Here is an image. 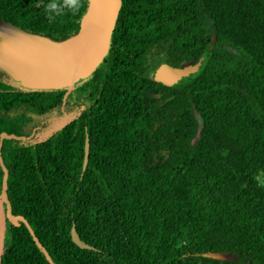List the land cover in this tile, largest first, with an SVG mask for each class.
<instances>
[{
    "label": "trees",
    "instance_id": "1",
    "mask_svg": "<svg viewBox=\"0 0 264 264\" xmlns=\"http://www.w3.org/2000/svg\"><path fill=\"white\" fill-rule=\"evenodd\" d=\"M88 8L0 0V23L64 42ZM67 93L0 67V142L21 137L1 148L13 213L56 264H264V0H121L106 55ZM5 264L51 263L21 222Z\"/></svg>",
    "mask_w": 264,
    "mask_h": 264
},
{
    "label": "water",
    "instance_id": "2",
    "mask_svg": "<svg viewBox=\"0 0 264 264\" xmlns=\"http://www.w3.org/2000/svg\"><path fill=\"white\" fill-rule=\"evenodd\" d=\"M121 0H89V8L82 20L79 34L64 42H54L34 36L24 35L9 26L0 24V67L13 75L26 87H68V93L74 85L85 79L99 65L106 55L111 34L113 32ZM91 24L92 39L103 37L104 43L97 57L90 58L87 50H81L75 55H58L55 50L63 48L78 40L88 24ZM87 60L90 63H87ZM208 55L205 54L198 62L186 68L173 70L168 78L171 85H181L193 75L200 73L206 66ZM65 82H61L62 77ZM67 93V95H68ZM4 139H21L14 134L3 133L0 142V163L5 171V177L0 184V264H5L10 248L12 226L25 223L36 244L43 250L51 264H56L43 247L28 220L13 213L12 204L7 191L8 169L4 165L1 148ZM90 138L87 135L83 170L89 162ZM72 241L81 249L93 250L94 247L84 242L78 234L75 225L71 229Z\"/></svg>",
    "mask_w": 264,
    "mask_h": 264
},
{
    "label": "bare ground",
    "instance_id": "3",
    "mask_svg": "<svg viewBox=\"0 0 264 264\" xmlns=\"http://www.w3.org/2000/svg\"><path fill=\"white\" fill-rule=\"evenodd\" d=\"M91 24L89 23L86 28L84 29L82 35L80 36V38L78 40H75L74 42L68 44L67 46H64L63 48L57 49L55 50V52L58 55H61V53H65V55L67 54L68 56L70 55H75L77 54V52L81 51V50H87L88 47H92L91 50H89V56L90 58H93L94 56L97 55V53L99 54V51L101 50L104 40L103 37L100 36L99 38L96 39H92V28H91ZM97 57V56H96ZM87 63L89 64L90 61L87 60ZM61 82H65L66 81V77H62L61 78Z\"/></svg>",
    "mask_w": 264,
    "mask_h": 264
},
{
    "label": "rangeland",
    "instance_id": "4",
    "mask_svg": "<svg viewBox=\"0 0 264 264\" xmlns=\"http://www.w3.org/2000/svg\"><path fill=\"white\" fill-rule=\"evenodd\" d=\"M0 24L3 25V26H7V25H5V24H3V23H0ZM65 120H66V115H65L62 111H58V112H56V113L53 115V118H52L50 121H48V119H47V123L45 122L44 124H42L43 121H40L39 123H37V124L35 125V129L37 130L36 132L41 133L39 130L42 131V128L45 127L46 124H47L50 128H49L48 130L45 129L44 131H45V132H47V131H48V132H49V131H52V130H54V129L60 127L61 124L64 123ZM43 134H44V133H43Z\"/></svg>",
    "mask_w": 264,
    "mask_h": 264
}]
</instances>
